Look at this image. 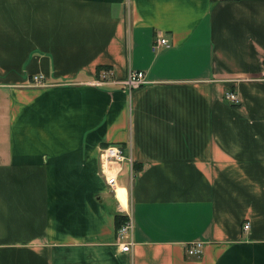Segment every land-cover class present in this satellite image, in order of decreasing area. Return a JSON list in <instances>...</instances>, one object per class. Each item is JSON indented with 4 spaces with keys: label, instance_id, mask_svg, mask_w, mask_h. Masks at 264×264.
<instances>
[{
    "label": "crops",
    "instance_id": "0c3cea01",
    "mask_svg": "<svg viewBox=\"0 0 264 264\" xmlns=\"http://www.w3.org/2000/svg\"><path fill=\"white\" fill-rule=\"evenodd\" d=\"M0 264H264V0H0Z\"/></svg>",
    "mask_w": 264,
    "mask_h": 264
},
{
    "label": "built area",
    "instance_id": "2783aa9c",
    "mask_svg": "<svg viewBox=\"0 0 264 264\" xmlns=\"http://www.w3.org/2000/svg\"><path fill=\"white\" fill-rule=\"evenodd\" d=\"M169 39L163 34H157L154 41V48H158L161 45H169ZM108 69H102L101 74L104 79H109ZM42 74H35L34 78L38 81ZM101 81L96 82H103ZM145 80V73L142 70L131 71L128 78L124 81L127 86L133 88L138 86ZM227 98L234 103H239L241 101V96L234 89H229L226 92ZM100 158L102 172L106 178V181L110 187H115L117 184V177L120 171L123 169L124 161L128 158L127 154L124 152L123 146L116 143H106L100 146ZM132 159V157H130ZM133 220L130 217L129 221L123 224L117 233V239L120 244H122V249L124 251H130L133 244ZM244 229L248 230L250 228V223L246 222L243 226ZM204 244L201 241L192 242L186 246V253L189 256H200L203 253Z\"/></svg>",
    "mask_w": 264,
    "mask_h": 264
}]
</instances>
